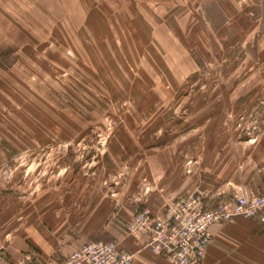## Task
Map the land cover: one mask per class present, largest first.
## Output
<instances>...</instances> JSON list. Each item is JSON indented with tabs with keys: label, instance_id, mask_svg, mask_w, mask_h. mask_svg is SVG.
Returning a JSON list of instances; mask_svg holds the SVG:
<instances>
[{
	"label": "rangeland",
	"instance_id": "1",
	"mask_svg": "<svg viewBox=\"0 0 264 264\" xmlns=\"http://www.w3.org/2000/svg\"><path fill=\"white\" fill-rule=\"evenodd\" d=\"M260 169L264 0H0V264H171L136 215L259 196Z\"/></svg>",
	"mask_w": 264,
	"mask_h": 264
},
{
	"label": "built area",
	"instance_id": "2",
	"mask_svg": "<svg viewBox=\"0 0 264 264\" xmlns=\"http://www.w3.org/2000/svg\"><path fill=\"white\" fill-rule=\"evenodd\" d=\"M236 216L255 218L264 223V193L222 200L210 208L200 196L181 201L163 217L155 218L146 208L134 218L132 231L147 227L152 232L146 246L167 257L173 264H202L211 239L210 227ZM135 253L115 241H88L63 260L46 264H132Z\"/></svg>",
	"mask_w": 264,
	"mask_h": 264
},
{
	"label": "crops",
	"instance_id": "3",
	"mask_svg": "<svg viewBox=\"0 0 264 264\" xmlns=\"http://www.w3.org/2000/svg\"><path fill=\"white\" fill-rule=\"evenodd\" d=\"M259 176V180L264 176V171L261 169ZM262 180L263 182L260 183L255 181V191L264 190V179ZM220 190H224L222 186L218 188V191ZM205 202L208 203L206 200ZM210 231L212 242L207 247L202 263L264 264V224L257 219L238 216L230 223L211 225ZM160 256L168 259L164 255Z\"/></svg>",
	"mask_w": 264,
	"mask_h": 264
}]
</instances>
